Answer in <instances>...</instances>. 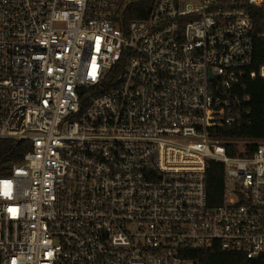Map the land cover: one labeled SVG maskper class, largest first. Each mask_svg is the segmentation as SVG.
Returning a JSON list of instances; mask_svg holds the SVG:
<instances>
[{
	"label": "built area",
	"instance_id": "2783aa9c",
	"mask_svg": "<svg viewBox=\"0 0 264 264\" xmlns=\"http://www.w3.org/2000/svg\"><path fill=\"white\" fill-rule=\"evenodd\" d=\"M136 1L0 0V139L24 149L0 147V264L264 254V139L222 134L252 122L249 6L264 0H155L128 18Z\"/></svg>",
	"mask_w": 264,
	"mask_h": 264
},
{
	"label": "trees",
	"instance_id": "16d2710c",
	"mask_svg": "<svg viewBox=\"0 0 264 264\" xmlns=\"http://www.w3.org/2000/svg\"><path fill=\"white\" fill-rule=\"evenodd\" d=\"M155 0H137L134 9L128 18H142L149 14ZM254 21V59L253 68H258L264 63V6H249ZM123 59L118 67L124 66ZM111 86V84L109 85ZM249 92L252 95L250 105L252 122L240 128L223 127L222 134L231 137H247L264 139V80L261 78L249 80ZM101 93L95 92L94 95ZM22 142H12L0 139V147L10 152V158H17L24 152ZM207 187L210 203L219 205L224 196V165L222 162L210 161L207 171ZM185 255L195 264H264V254L257 258H248L244 254L225 251L215 246L213 248L187 249Z\"/></svg>",
	"mask_w": 264,
	"mask_h": 264
}]
</instances>
